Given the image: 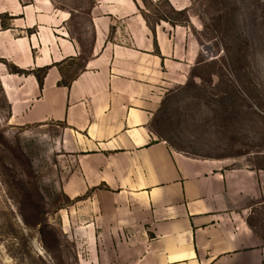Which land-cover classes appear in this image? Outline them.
I'll return each instance as SVG.
<instances>
[{
  "label": "crops",
  "instance_id": "crops-1",
  "mask_svg": "<svg viewBox=\"0 0 264 264\" xmlns=\"http://www.w3.org/2000/svg\"><path fill=\"white\" fill-rule=\"evenodd\" d=\"M147 14L144 0H94L89 56L65 87L63 66L82 54L71 14L48 0H0L10 22L0 61L26 73L0 71L12 125L63 127L57 148L74 165L63 192L87 207L82 232L98 264H264V165L253 153L184 152L154 130L164 99L207 61L191 22L150 24Z\"/></svg>",
  "mask_w": 264,
  "mask_h": 264
},
{
  "label": "rangeland",
  "instance_id": "rangeland-1",
  "mask_svg": "<svg viewBox=\"0 0 264 264\" xmlns=\"http://www.w3.org/2000/svg\"><path fill=\"white\" fill-rule=\"evenodd\" d=\"M188 1L186 11L176 12L166 1L144 0L150 24L191 22L203 55L208 51L186 86L164 99L154 130L184 152L253 153L263 166L264 0ZM48 2L71 14L68 28L82 49L78 60L62 68V83H68L89 56L94 0ZM9 24L0 16L2 28ZM0 71L10 74L12 67L0 61ZM62 132L60 125H12L0 87V264H98L101 255L90 252L82 232L87 207L74 206L63 192L74 165L58 151Z\"/></svg>",
  "mask_w": 264,
  "mask_h": 264
},
{
  "label": "trees",
  "instance_id": "trees-1",
  "mask_svg": "<svg viewBox=\"0 0 264 264\" xmlns=\"http://www.w3.org/2000/svg\"><path fill=\"white\" fill-rule=\"evenodd\" d=\"M38 72L41 73V76H38V75H37ZM38 72H36V73L34 74V76H35V78H36L38 84L41 85V83H42V79H43V76H44V74L46 73V69L40 70V71H38ZM12 74L25 75L26 73L23 72V71H20V70H18V69H16V68H12ZM61 84H62V86H65V87L68 86V83H61Z\"/></svg>",
  "mask_w": 264,
  "mask_h": 264
},
{
  "label": "built area",
  "instance_id": "built-area-1",
  "mask_svg": "<svg viewBox=\"0 0 264 264\" xmlns=\"http://www.w3.org/2000/svg\"><path fill=\"white\" fill-rule=\"evenodd\" d=\"M204 49H206V48L204 47ZM204 55H205V56H208V51H207V49L204 50Z\"/></svg>",
  "mask_w": 264,
  "mask_h": 264
}]
</instances>
